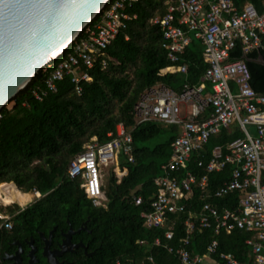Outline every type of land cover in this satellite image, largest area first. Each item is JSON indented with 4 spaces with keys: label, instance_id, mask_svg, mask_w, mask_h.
<instances>
[{
    "label": "trees",
    "instance_id": "trees-1",
    "mask_svg": "<svg viewBox=\"0 0 264 264\" xmlns=\"http://www.w3.org/2000/svg\"><path fill=\"white\" fill-rule=\"evenodd\" d=\"M167 0H141L127 9L134 16L106 50L107 67L98 64L88 71L92 81L82 84L79 97L72 91L68 77L56 84L57 91L47 94L41 101L33 98V92L44 90V71H51L66 51L40 70L2 110L0 111V191L13 185L22 194L38 193L40 197L30 201L24 208L6 206L4 211L11 216L15 231L24 236L34 235L37 230L44 235L56 227L64 232L71 227L78 229L86 223V231L76 235L87 244L89 257L79 251L77 264H142L151 257L154 264H180L176 255L163 247L145 249L137 241L152 244L159 238L163 244L178 247L184 237V221L189 213H198L203 202H209L218 209H234L238 194L222 199L200 200V194L193 190L184 212L170 216L173 222L174 238L165 242L166 229H148L143 224L142 213L150 212L151 202L157 189L154 180L164 176L161 167L170 158V145L176 138V127L157 122L138 123L133 108L140 96L150 87L162 84L178 92L181 85L201 83L206 64L202 60L203 47L192 40L181 57L180 64L187 67L186 76L178 73L158 75L170 67L166 53L161 48L159 28L149 23L155 16L165 14ZM241 10L251 4L259 14L264 12V0H232ZM96 16L85 28L91 27ZM84 28V30H85ZM84 30L76 40L83 36ZM261 46L245 56L250 74L252 90L264 95V66L254 63L258 57L264 60V35ZM240 45L236 44L229 61L243 60ZM11 105V108L8 106ZM118 124H122L133 140V163L124 159L120 167L126 170L120 183L108 178L104 193V207H93L80 188L81 179H69L67 169L70 161L84 151L86 145L101 146L111 140ZM239 136L237 127L223 129L212 137L205 147L206 157L214 146L224 147ZM194 154L188 170L201 176L202 169L196 168ZM228 177V169L220 174L208 176V191L218 188ZM264 184V172L261 174ZM13 184V185H12ZM38 195V196H39ZM133 197H140L135 205ZM252 235L240 230L231 234L215 236L211 230L196 232L190 240L188 250L193 255H203L212 240L218 241L219 252L231 253L240 262L252 260L251 249L244 242ZM147 264V263H145Z\"/></svg>",
    "mask_w": 264,
    "mask_h": 264
},
{
    "label": "built area",
    "instance_id": "built-area-1",
    "mask_svg": "<svg viewBox=\"0 0 264 264\" xmlns=\"http://www.w3.org/2000/svg\"><path fill=\"white\" fill-rule=\"evenodd\" d=\"M141 0H109L91 27L74 40L69 51L51 71H44V90L33 92L41 101L47 94L56 93V84L68 77L73 94L81 95L82 84L92 81L88 71L96 64L105 69L108 63L106 50L134 18L127 13ZM165 14L155 16L149 23L159 28L161 48L170 67L159 71L160 76L178 73L186 76L187 67L180 64L185 49L192 40L203 47L202 60L206 69L201 83L184 82L178 92L162 84L148 88L133 108L138 123L157 122L177 128L178 134L170 145V158L161 169L164 176L154 180L157 192L150 212L142 213L148 229H166L165 242L174 238L170 216L184 212L193 190L200 200L222 199L238 194L234 209H218L203 202L198 213H189L184 221V237L178 247L163 244L157 238L152 244L137 241L145 249L163 247L176 255L180 264H204L205 257L218 264H264V95L252 90L250 74L244 60L229 61L230 53L240 45L242 55L256 51L264 35V12L259 14L251 4L238 10L232 0H167ZM237 127L239 136L224 147L214 146L205 162V147L209 140L223 129ZM246 126L255 129L251 137ZM110 141L99 146L95 139L85 146L69 163L67 176L81 179L80 188L93 207L106 203L105 177L120 183L126 170L120 171L118 159L133 163V140L122 124L115 128ZM194 154L196 168L204 174L198 176L188 170ZM114 168H111V167ZM109 168V169H107ZM228 169V177L218 188L208 191V176ZM39 195L38 193H33ZM40 197V195H39ZM38 197V198H39ZM37 198V199H38ZM135 205L141 198L133 197ZM11 216L0 211V229L10 230ZM211 230L215 236L240 230L252 235L244 242L251 249L252 260L240 262L231 253L219 252L218 241L212 240L203 255H193L188 247L196 232ZM154 264L147 257L142 264ZM114 264H122L115 261ZM129 264V263H128Z\"/></svg>",
    "mask_w": 264,
    "mask_h": 264
},
{
    "label": "water",
    "instance_id": "water-1",
    "mask_svg": "<svg viewBox=\"0 0 264 264\" xmlns=\"http://www.w3.org/2000/svg\"><path fill=\"white\" fill-rule=\"evenodd\" d=\"M108 1L0 0V111L40 70L66 51ZM242 59L249 61L246 56ZM253 62L264 66L261 57ZM70 236L71 230L59 248L50 251L49 233L41 253L47 264H55V256L69 246ZM34 254L31 248L27 261L18 258L15 264H36Z\"/></svg>",
    "mask_w": 264,
    "mask_h": 264
},
{
    "label": "flooded vegetation",
    "instance_id": "flooded-vegetation-1",
    "mask_svg": "<svg viewBox=\"0 0 264 264\" xmlns=\"http://www.w3.org/2000/svg\"><path fill=\"white\" fill-rule=\"evenodd\" d=\"M24 204L21 207L26 206ZM71 230L70 244L67 246L63 253L60 256H55V264H77L79 260V251L89 257L91 254L87 253V244H84L82 241L76 238V235H79L81 232L86 231V223L73 230L71 227L64 232L60 228H52L47 231V234L44 235L39 231H35L34 235L24 236L22 233L15 231V228L12 226L10 230L0 229V264H15L18 258H21L23 262L27 261V254L31 248L35 249V259L38 260L36 264H47L45 258L41 256L42 249L44 247V240L48 238L49 233H51V239L49 244L50 251H56L64 240V235Z\"/></svg>",
    "mask_w": 264,
    "mask_h": 264
},
{
    "label": "rangeland",
    "instance_id": "rangeland-1",
    "mask_svg": "<svg viewBox=\"0 0 264 264\" xmlns=\"http://www.w3.org/2000/svg\"><path fill=\"white\" fill-rule=\"evenodd\" d=\"M8 108H11V105H9L8 106ZM246 128H247V131L249 132V134H250V136L251 137H254L255 136V129H254V127H252V126H246ZM121 161H122V157H119V159H118V167H119V169H120V171H122V167H120V165H121ZM111 168H114L113 166L111 167ZM107 169H109V168H107ZM108 176H106L105 177V185L108 183ZM12 188V193H15L16 195H17V193H21V192H19L17 189H15V187H10L9 189H11ZM10 192H11V190H10ZM22 194V193H21ZM1 195V194H0ZM28 195V194H27ZM29 196H31V197H29ZM17 197H19L18 195H17ZM28 197L30 198V199H28V200H31V201H34V200H36L37 198L34 196V194H29L28 195ZM13 202H12V204L11 205H17L18 207H20L19 206V204H17V203H14V202H16V198H13ZM0 201L2 202V198H0ZM0 202V208H4V207H6V206H10V205H4V204H2ZM18 202V201H17ZM21 204V206H23L24 204H26L25 202H27V204H28V202L29 201H27V200H24V199H20V201H19ZM25 207V206H24ZM24 207H20V208H24ZM4 210V209H3Z\"/></svg>",
    "mask_w": 264,
    "mask_h": 264
},
{
    "label": "bare ground",
    "instance_id": "bare-ground-1",
    "mask_svg": "<svg viewBox=\"0 0 264 264\" xmlns=\"http://www.w3.org/2000/svg\"><path fill=\"white\" fill-rule=\"evenodd\" d=\"M16 189V188H15ZM10 190H11V192H10ZM17 195L19 196V197H17ZM17 195L15 194V193H12V188L11 189H9V188H6L4 191H2V193H1V195H0V198H2V204H4V205H11L12 204V202L14 201L13 200V198H16V202H14V203H17V204H21L19 201H20V199H24V200H27V201H30V200H28V199H30L29 197H31V196H29L28 197V195L27 194H21V193H17ZM34 196L36 197V198H38L39 196L38 195H35L34 194ZM38 196V197H37ZM18 201V202H17ZM25 203H27V202H25ZM21 206V205H20Z\"/></svg>",
    "mask_w": 264,
    "mask_h": 264
},
{
    "label": "crops",
    "instance_id": "crops-1",
    "mask_svg": "<svg viewBox=\"0 0 264 264\" xmlns=\"http://www.w3.org/2000/svg\"><path fill=\"white\" fill-rule=\"evenodd\" d=\"M12 187H14V186H12ZM2 193V191H0V194ZM29 195V194H28ZM38 197V196H37ZM31 201V200H30ZM29 201V202H30ZM1 202V201H0ZM28 202V203H29ZM20 206V205H19ZM21 207V206H20ZM203 262H204V264H218V263H216L215 261H213L211 258H209V257H205L204 259H203Z\"/></svg>",
    "mask_w": 264,
    "mask_h": 264
}]
</instances>
